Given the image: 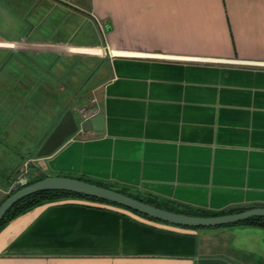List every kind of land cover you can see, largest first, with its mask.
I'll return each mask as SVG.
<instances>
[{
	"label": "crops",
	"instance_id": "obj_1",
	"mask_svg": "<svg viewBox=\"0 0 264 264\" xmlns=\"http://www.w3.org/2000/svg\"><path fill=\"white\" fill-rule=\"evenodd\" d=\"M31 59L54 63L80 123L95 100L103 130L35 157L49 114L12 95L42 87ZM25 167L190 211L264 207V0H0V205ZM0 264H264V227L70 198L3 227Z\"/></svg>",
	"mask_w": 264,
	"mask_h": 264
},
{
	"label": "water",
	"instance_id": "obj_2",
	"mask_svg": "<svg viewBox=\"0 0 264 264\" xmlns=\"http://www.w3.org/2000/svg\"><path fill=\"white\" fill-rule=\"evenodd\" d=\"M105 116L103 113L87 118L81 123L76 119L73 110H68L43 142L37 152L38 157H45L53 154L69 138L76 134L80 128L87 131H101L104 128ZM29 175L20 178L17 185L21 188L12 193L0 205V221L6 212L20 199L43 190H65L79 194L111 201L146 214L157 220L186 227H216L240 222L244 219L263 216L264 207L240 206L230 210V213L212 216H198L185 213H178L167 210L140 199L131 197L120 191L83 180L81 178L53 175L29 184Z\"/></svg>",
	"mask_w": 264,
	"mask_h": 264
},
{
	"label": "trees",
	"instance_id": "obj_3",
	"mask_svg": "<svg viewBox=\"0 0 264 264\" xmlns=\"http://www.w3.org/2000/svg\"><path fill=\"white\" fill-rule=\"evenodd\" d=\"M34 62V63H33ZM32 64H29L27 68H31V72H27V74H23L24 77L27 76L28 78L31 79L32 84L34 86H39V84H42L41 88H37L34 90H22V91H15L12 92L13 96H20L22 100L26 99V102L32 105V113L33 115H39V114H49V134L52 132V130L55 128V126L58 124V122L61 120L62 116L68 111V110H73L74 104L72 102V99L70 97V94L68 95V92L64 91L63 89L61 90V86L65 84L62 82L61 79L58 80L57 75L54 72V63H50L48 68L45 69L41 67L40 64H37L35 62V59H31ZM41 67V71L37 70V67ZM29 70V71H30ZM37 70V71H36ZM48 70V73H45V71ZM48 80V86L46 87V81ZM30 83V82H28ZM31 84V83H30ZM38 152V150H37ZM37 152L34 154L35 157H37ZM38 169L36 167H31V171H37ZM24 174L29 175L30 170L27 172H23ZM47 175L46 174H39L35 177H32L30 179L29 184H32L36 181H39L43 178H45ZM83 180L93 182L91 180H87L84 178H81ZM96 183V182H93ZM99 184V183H96ZM102 185V184H99ZM105 187H108L106 185H102ZM21 185H16V187L11 190L10 194L8 197L14 193L16 190L20 189ZM109 188V187H108ZM124 194H127L131 197L140 199L142 201H145L147 203H150L152 205L171 210L174 212L178 213H185V214H190V215H198V216H212V215H222V214H227L230 213L229 211H222V212H211V211H206V210H197V211H190L187 208H181L176 205H170V206H165L161 205L158 203L155 199L153 198H140L137 196H134L132 194H129L125 191L118 190ZM70 198H81V199H86L90 201H98V202H103V203H109L113 204L122 208L129 209L127 207H124L122 205H119L117 203L103 200L100 198L88 196L85 194H79V193H74L70 191H65V190H43L39 192H35L31 195L25 196L19 201H17L4 215V217L0 221V231L3 227H5L8 223H10L12 220L17 218L18 216L26 213L27 211L33 209L36 206L48 203V202H54V201H61V200H67ZM139 215L145 216L150 219L157 220L155 218H152L146 214L134 211L132 209H129ZM160 221V220H158ZM163 222V221H161ZM168 223V222H166ZM171 224V223H170ZM234 224V223H233ZM233 224H227L223 226H229ZM235 224H250V225H258L261 227H264V217L263 216H255V217H250L247 219H244L240 222H237ZM196 228V227H193Z\"/></svg>",
	"mask_w": 264,
	"mask_h": 264
},
{
	"label": "built area",
	"instance_id": "obj_4",
	"mask_svg": "<svg viewBox=\"0 0 264 264\" xmlns=\"http://www.w3.org/2000/svg\"><path fill=\"white\" fill-rule=\"evenodd\" d=\"M95 102L96 101L93 100L92 103H90L89 105L83 106L79 109L83 120L90 118V117L94 116L95 114H97L98 109H97ZM27 168L28 167L24 168V172L28 170Z\"/></svg>",
	"mask_w": 264,
	"mask_h": 264
},
{
	"label": "rangeland",
	"instance_id": "obj_5",
	"mask_svg": "<svg viewBox=\"0 0 264 264\" xmlns=\"http://www.w3.org/2000/svg\"><path fill=\"white\" fill-rule=\"evenodd\" d=\"M100 29L102 30V27H100ZM73 50H75V51H82V52H84V51H86V52H98L96 49H73ZM78 114H77V112L75 111V116H77ZM34 158V157H33ZM28 163H30V162H32L33 163V166L35 167L36 165H35V161H27ZM28 166H29V164H28ZM2 175H3V173H1L0 172V179L2 178Z\"/></svg>",
	"mask_w": 264,
	"mask_h": 264
}]
</instances>
